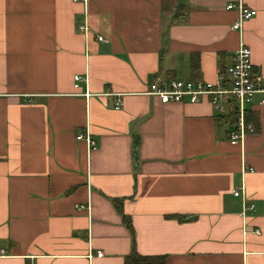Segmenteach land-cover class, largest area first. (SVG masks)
<instances>
[{"label":"crops","instance_id":"1","mask_svg":"<svg viewBox=\"0 0 264 264\" xmlns=\"http://www.w3.org/2000/svg\"><path fill=\"white\" fill-rule=\"evenodd\" d=\"M240 42L264 77V0H0V264H264V95L231 144L229 105L144 94L158 73L216 82Z\"/></svg>","mask_w":264,"mask_h":264},{"label":"built area","instance_id":"2","mask_svg":"<svg viewBox=\"0 0 264 264\" xmlns=\"http://www.w3.org/2000/svg\"><path fill=\"white\" fill-rule=\"evenodd\" d=\"M85 5L87 0H73ZM226 8H235L237 19L232 24V29L241 30L242 23L256 15V10L246 7L241 1L237 4L230 3ZM78 29L84 33L88 30L87 23L84 22L78 26ZM99 41H106L102 36H97ZM75 87H78V81L82 80L79 75H74ZM146 96L156 99L161 104L170 102H182L184 100L195 103L202 98L208 99L212 107L220 113L225 111V105L231 109L233 129L229 134L231 144L241 143L245 135L254 130L252 123L247 122L245 118L246 104L249 103L256 94L264 95V77L260 71H254L251 60V50L248 46L239 43L232 57V62L220 72L216 82L206 81L204 79H177L166 77L161 73L155 74L148 84L144 93ZM85 95H88L87 93ZM122 100L120 94H117L114 108L121 107ZM260 104L264 105V98ZM77 140H84L90 149L96 146L95 141L89 133H78ZM254 172L252 167L244 166L242 173ZM235 197H239L242 202L243 212L254 207L253 203H246L244 185L235 187L232 190ZM82 206H78L81 208ZM97 252V256H101Z\"/></svg>","mask_w":264,"mask_h":264},{"label":"trees","instance_id":"3","mask_svg":"<svg viewBox=\"0 0 264 264\" xmlns=\"http://www.w3.org/2000/svg\"><path fill=\"white\" fill-rule=\"evenodd\" d=\"M197 65V60L194 58L192 60V67ZM223 72V71H222ZM245 118L247 122L253 124L256 123V116L250 113L249 111L245 112ZM114 205L116 206L118 212L122 216V220L126 227L129 229L133 236V228L131 225L130 218L124 213L122 204L120 201L114 200ZM123 264H165V256L164 255H141L135 251H132L129 255L124 257Z\"/></svg>","mask_w":264,"mask_h":264}]
</instances>
